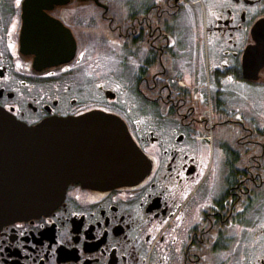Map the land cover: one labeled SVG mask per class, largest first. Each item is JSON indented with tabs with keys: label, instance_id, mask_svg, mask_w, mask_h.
<instances>
[{
	"label": "flooded vegetation",
	"instance_id": "flooded-vegetation-1",
	"mask_svg": "<svg viewBox=\"0 0 264 264\" xmlns=\"http://www.w3.org/2000/svg\"><path fill=\"white\" fill-rule=\"evenodd\" d=\"M24 1L0 0V108L114 114L151 168L2 226L0 264H264V0H62L51 66L20 49Z\"/></svg>",
	"mask_w": 264,
	"mask_h": 264
},
{
	"label": "water",
	"instance_id": "water-1",
	"mask_svg": "<svg viewBox=\"0 0 264 264\" xmlns=\"http://www.w3.org/2000/svg\"><path fill=\"white\" fill-rule=\"evenodd\" d=\"M60 1H24L20 49L33 54L36 64L56 65L73 55L69 31L43 12ZM150 168L114 114L90 111L27 126L0 108V229L50 213L71 184L94 190L133 186Z\"/></svg>",
	"mask_w": 264,
	"mask_h": 264
},
{
	"label": "rangeland",
	"instance_id": "rangeland-1",
	"mask_svg": "<svg viewBox=\"0 0 264 264\" xmlns=\"http://www.w3.org/2000/svg\"><path fill=\"white\" fill-rule=\"evenodd\" d=\"M211 157H212V155H211V152H210L209 155H208V157H207L206 173H205V176H206V174H207V171H209V169H210Z\"/></svg>",
	"mask_w": 264,
	"mask_h": 264
},
{
	"label": "snow or ice",
	"instance_id": "snow-or-ice-1",
	"mask_svg": "<svg viewBox=\"0 0 264 264\" xmlns=\"http://www.w3.org/2000/svg\"><path fill=\"white\" fill-rule=\"evenodd\" d=\"M16 3L19 4L20 3V0H16Z\"/></svg>",
	"mask_w": 264,
	"mask_h": 264
}]
</instances>
